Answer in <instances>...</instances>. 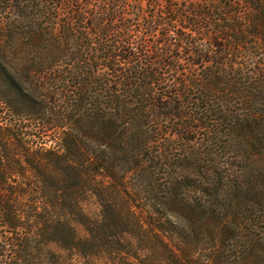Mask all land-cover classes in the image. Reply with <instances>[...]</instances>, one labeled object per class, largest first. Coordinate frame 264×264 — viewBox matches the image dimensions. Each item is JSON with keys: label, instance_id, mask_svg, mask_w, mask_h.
Listing matches in <instances>:
<instances>
[{"label": "trees", "instance_id": "obj_1", "mask_svg": "<svg viewBox=\"0 0 264 264\" xmlns=\"http://www.w3.org/2000/svg\"><path fill=\"white\" fill-rule=\"evenodd\" d=\"M129 1L0 0V264H243L238 250L199 249L203 221L161 212L189 187L188 173L164 172V199L146 206L137 199L144 189H132L128 175L164 167L169 155L155 151H219L227 169H199V184H247L239 151L249 150L255 132L264 134V76H175L158 70L159 54L181 48L197 60L234 61L245 32L264 29V0H233L222 13L214 0H201L188 15L170 3L146 14L137 0L132 18ZM142 19L139 35L134 23ZM175 21L189 23L209 46L170 28ZM160 25L167 27L162 40L155 38ZM174 119L173 137L187 142L160 149ZM198 131L202 144L191 146ZM154 185L145 191L157 192ZM88 194L100 202L98 218L83 211Z\"/></svg>", "mask_w": 264, "mask_h": 264}, {"label": "rangeland", "instance_id": "obj_2", "mask_svg": "<svg viewBox=\"0 0 264 264\" xmlns=\"http://www.w3.org/2000/svg\"><path fill=\"white\" fill-rule=\"evenodd\" d=\"M137 0H130L127 6L126 15L129 18L134 16ZM201 0H143V8L148 14L153 11V4H156L157 13L161 14L162 9L166 4H172L180 9L185 15L187 7L193 2ZM206 0H203L205 2ZM210 1V0H207ZM217 4L218 12L224 11L228 3L233 0H214ZM149 3H152L149 4ZM67 10L63 9L64 14ZM222 13V12H221ZM135 21V20H134ZM146 21L136 20L134 23L135 30L139 35L144 32ZM170 28L183 29L192 36L200 45V48H206L210 44L208 37L203 38L199 33H196L193 28L188 27L189 23L175 21L170 24ZM167 27L160 25L157 27V34L155 38L162 40V34L166 32ZM260 34L254 31L245 32L243 37L246 43V48H240L231 59H220V64L213 60L203 61L197 60L194 54L185 53L181 50L170 51L168 49L161 50L159 57L161 65L158 67L159 71L169 72L175 76L180 75H195L201 76L209 70H220L226 73H243L258 76H264V29H259ZM254 106L253 109H257ZM177 123L174 119L168 124L167 132L159 138L158 145L160 149L165 144L181 145L185 142L179 137H173L171 132L172 127ZM253 140L250 141V148L248 151H239L240 158V173L242 177L247 179V184L231 186L229 180H218L215 187L207 188L204 184L198 182V170L205 167L218 175V172L226 170V163L223 158L219 157V151H155L158 154H168L169 159L164 167H153L151 176L139 177L135 172L128 175V182L130 187L144 189L138 195L139 202L146 206L155 201L164 199L165 194L162 191L163 183H166V174L168 170L177 171L179 173H188L189 187L177 189L176 197L171 207L167 211H162L165 216L176 219H195L205 223L202 231L201 227H196V232L199 234V243L197 246L202 250H209L213 247L226 250H238L240 254V261L243 264H264V134L255 132ZM191 146L198 147L202 144V132L191 136ZM210 155V161H203L196 159V156L206 157ZM202 159V158H201ZM160 169V170H158ZM217 172V173H216ZM203 175V174H200ZM215 175V176H216ZM203 178V176H202ZM197 179V181H196ZM155 183V185H154ZM161 184V185H156ZM154 185L157 192L148 193L145 189ZM134 188V189H135ZM201 196L210 199V208L203 206L204 202ZM184 198L186 200H184ZM188 202L187 205L183 202ZM190 202V203H189ZM82 208L84 213L89 218H98L101 212V206L98 198L93 194H88L82 200ZM218 224L220 230L216 233L215 225ZM77 232L81 236L86 235L85 227L80 223H75ZM217 234L215 240L206 234ZM214 237V236H213ZM217 240V241H216ZM50 250L63 257H70L67 251L61 250L57 245H51ZM232 252V251H231ZM226 264H236L234 259L227 258Z\"/></svg>", "mask_w": 264, "mask_h": 264}]
</instances>
